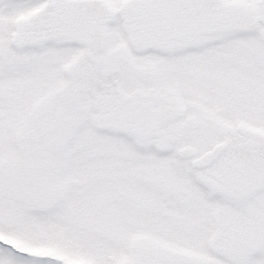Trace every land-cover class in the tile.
<instances>
[{"label": "rangeland", "instance_id": "1", "mask_svg": "<svg viewBox=\"0 0 264 264\" xmlns=\"http://www.w3.org/2000/svg\"><path fill=\"white\" fill-rule=\"evenodd\" d=\"M49 1L0 5V264H149L132 233L163 235L164 220L145 212L187 199L213 215L202 232L226 246L219 264H264V151L244 146L264 130V0L127 1L140 24L103 49L86 24L109 31L113 12L100 9L119 0H56L55 36L43 31ZM151 120L161 129L147 138ZM222 141L206 170L177 157ZM214 194L228 199L215 205ZM136 203L140 216L120 218Z\"/></svg>", "mask_w": 264, "mask_h": 264}, {"label": "flooded vegetation", "instance_id": "2", "mask_svg": "<svg viewBox=\"0 0 264 264\" xmlns=\"http://www.w3.org/2000/svg\"><path fill=\"white\" fill-rule=\"evenodd\" d=\"M127 1H131V0H119V3H116V7L114 5L107 7L106 9H100V12H104L110 14L111 10L113 12V18L110 19V17L108 16V19L105 20L106 24L109 26V31H107L105 28V30L102 29V26L100 25V23L98 22L97 19H93V20H89L88 24H86L88 27L87 28H92L95 27L97 29V34L99 37L102 38V45L101 48H105L108 45V43L112 46L113 43H115V45H126L127 41H131V37L128 36V31L129 28L132 29V27L135 24H140V16L138 14H136L134 12L133 9V18L129 17L128 14V9H124L125 5L128 4ZM21 3L25 6L26 5V0H21ZM56 0H50L49 1V5H50V10L49 11H45L44 14L46 16V23H51V25L49 26H44L43 31L48 35H52L55 36V34L59 32L58 30V26L60 24V14L58 12V10L56 9ZM0 5H2V7L4 8H10L11 5V0H0ZM26 12V9H25ZM39 14H42L40 12H38ZM25 17H26V13H25ZM121 17V18H119ZM130 18V19H128ZM141 18H144V16H142ZM23 20H25V18H23ZM104 21V20H101ZM70 27V25L68 26ZM25 30L24 29V37H25ZM111 38V41H110ZM73 42V41H71ZM70 43V42H67ZM90 57H94L93 54L90 52L89 53ZM5 73V72H4ZM6 77V76H5ZM182 95V94H180ZM123 118V117H120ZM129 122V121H128ZM113 129V128H110ZM115 130H117L116 128H114ZM159 129H161L160 123L158 120H151L145 127L144 130V134L146 135L147 138H151L155 135H157L159 133ZM255 130H260V131H264L262 129H254L251 130L255 131ZM138 133V132H137ZM136 133V134H137ZM249 134H247L248 136ZM248 138H246L245 142L247 141ZM220 143H227L225 141H222ZM218 143V144H220ZM189 145V144H188ZM217 145V144H216ZM144 146V145H143ZM187 146V145H185ZM215 146V145H214ZM184 147V146H182ZM179 147L177 148V157L182 160V161H188L191 165V168L194 171H203L206 170L209 167L205 168V169H197L194 168L192 166V161L194 158L191 159H182L181 157H179L178 152L179 150L182 148ZM228 149V143H227V147L226 149L223 151V153L219 156V158L216 160V162L221 158V156L226 152V150ZM147 150H152L151 147H148ZM156 150H158L160 152V150L166 151L165 149H159L156 147ZM210 150V149H209ZM207 150V151H209ZM205 151V152H207ZM263 152V150L261 149H257L254 150V152ZM199 152V149H198ZM204 152V153H205ZM203 154V153H199ZM215 163H213L212 165H214ZM211 165V166H212ZM108 187L109 183L108 181L104 182ZM111 189V188H110ZM102 190L104 192H109V190L107 188H105L104 186L102 187ZM221 196V195H220ZM213 199H215L216 201H212L213 204L217 205V203L219 204V202H217L218 200H222V199H228L225 195V197H219V196H215V194L213 196H211ZM222 198V199H219ZM224 202V200L222 201ZM132 203V202H131ZM173 208H172V205ZM167 205V203H165V207H163V205H158V207L162 210V209H167L168 207L170 209H174L171 211H164L163 214L162 213H154V212H149L146 213L145 212V216L149 219H151L152 216L156 215L158 216L159 219L164 220L165 222V227L164 230V234H160V233H152L151 231H148L147 228L142 227L140 224H138V227L136 228L137 230H135V232L132 233L131 239L133 241V246L135 247H143L145 249V251H149L147 254V257L145 258L146 262H148L149 264H155L156 262H167L168 260L171 263H176L177 261H186V253L190 252V254L192 255V259L189 261L188 264H204V262H202V257H211L212 261L215 262V264H219V257H220V253L222 254V256H224L223 252L225 251V245H223V243H220L219 241L216 243H209L207 241V239L204 238V232H202V230H204V228L207 229V227H205L204 225V221L205 220H212L213 219V215H210V213L208 212L207 208H203V203H201L199 209H193L191 206L192 205H197V203L195 201L192 200H175L173 202H171ZM140 204V203H139ZM143 204H145V210L146 209H155L156 206L153 203L150 202H143ZM177 205V206H175ZM128 206V203H124V202H120V207L121 209H126V207ZM178 207H180L179 211H176L178 209ZM132 212L127 213V215L124 216H120V218H125L128 216H134V217H138L140 216L142 213L140 212L141 209H143L144 207L138 205V203H136L135 205L133 204L132 206ZM193 209L194 212L189 211V214L192 216L194 215L195 218L192 217H188V213L186 212V209ZM123 215V214H122ZM162 215V216H159ZM178 215V216H177ZM206 215H208V217H205ZM141 219H143L142 217H140ZM145 218V219H147ZM188 218V219H187ZM192 220L197 221L198 223L194 222L193 225L190 224L189 222ZM129 221L126 222V224H128ZM163 223V222H161ZM178 226V227H177ZM158 231V230H157ZM208 231V230H206ZM180 233V235L178 233ZM108 233V232H107ZM106 233V237L108 238V235ZM179 235V240L178 243L175 244H169L167 241V238L170 237L172 238V236H176ZM127 236L129 235H122L121 234V238L123 239V241L119 244V246H127L128 245V241L130 238H128ZM211 237L213 236V234L210 235ZM157 238H161L163 239L165 242L162 243L160 242L161 239H156ZM109 239V238H108ZM182 240L184 241V243H182ZM124 241L126 243H124ZM127 244V245H126ZM134 247V248H135ZM164 255H163V253ZM169 252H173V254H169ZM170 256V257H169ZM138 258H141V260H143V257H140L139 254H137ZM227 261H230L229 259H227ZM232 261V262H231ZM230 263L232 264H240V261L235 260V259H231ZM235 261V262H233ZM242 264L246 263V260H242L241 261Z\"/></svg>", "mask_w": 264, "mask_h": 264}, {"label": "water", "instance_id": "3", "mask_svg": "<svg viewBox=\"0 0 264 264\" xmlns=\"http://www.w3.org/2000/svg\"><path fill=\"white\" fill-rule=\"evenodd\" d=\"M226 147V143H220L216 145L212 150L207 151L206 153L193 160V166L196 168H205L209 166L223 153ZM245 147L250 151H254L257 148H264V132H251L249 134L248 141L245 143ZM178 154L181 158L186 159L190 157H195L198 154V150L196 147L188 145L181 148Z\"/></svg>", "mask_w": 264, "mask_h": 264}]
</instances>
